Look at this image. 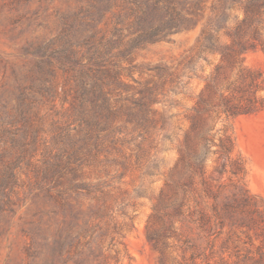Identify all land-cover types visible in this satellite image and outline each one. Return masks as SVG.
Returning <instances> with one entry per match:
<instances>
[{
	"label": "rangeland",
	"instance_id": "374dc122",
	"mask_svg": "<svg viewBox=\"0 0 264 264\" xmlns=\"http://www.w3.org/2000/svg\"><path fill=\"white\" fill-rule=\"evenodd\" d=\"M140 2L0 0V264H44L51 251L44 246L39 257H35L39 248L32 243L30 235L39 210L28 191L31 176L28 170L31 163L42 162L43 141L50 138L49 121L40 122V118L61 111L62 106L66 108L68 102L82 91L85 93L84 89L87 90L92 82H106L110 90L111 115L117 127L134 113L130 110L131 102L138 98L145 81H157L155 66L158 62L165 60L176 66L185 49L194 44L198 26L173 35V42L147 44L128 55L126 42L133 31L131 24L139 14ZM208 59L210 63L202 58L197 62L195 71L190 74L192 78L184 76L182 84L185 86L180 84L176 93L168 95L165 104L157 101L152 105L171 116L168 132L177 134L173 142L160 138L161 170L175 166L174 177L181 181L187 180L190 173L186 163L179 160L181 152L178 149L184 131L189 129L186 116L193 113L191 108L205 87L203 78L219 62V56L208 54ZM242 62L260 73L257 95L264 98V51L248 52ZM228 74L233 78L234 71L228 70ZM64 88L68 89L67 93ZM207 93L208 90H204L203 95ZM50 100L53 109H50ZM199 115L200 127L191 132L198 152L193 167L205 164L209 173L215 146L205 145L202 134L211 136L225 125L232 131L236 152L245 160V180L250 194L264 201V107L229 120L224 116L217 118L209 111ZM117 147L119 149L120 144ZM123 148L124 152H129L127 145ZM212 178L214 189L221 183L222 194L232 190L226 175L219 178L213 172ZM122 180V189L129 192L144 182V191L134 196L133 206L117 207L113 197L103 199L90 195L72 202L76 205L75 218L71 221L68 216L67 221L72 222L67 224L71 236L62 244L60 259L65 260V264L182 262L181 243L168 228L170 222L167 219L165 222L158 213L159 191L162 187L167 189L162 178L144 176L140 179L135 172L129 171ZM195 183L200 188L199 177L195 176ZM182 196V190L178 189L177 199ZM101 204L110 208L97 211ZM44 205L43 211L54 208L52 202ZM47 217L44 214L43 220ZM97 222L101 228L94 229L91 242H78L82 226ZM50 223L54 229V222ZM227 233L228 229L224 228L216 241L212 264H235L231 247H223Z\"/></svg>",
	"mask_w": 264,
	"mask_h": 264
},
{
	"label": "trees",
	"instance_id": "16d2710c",
	"mask_svg": "<svg viewBox=\"0 0 264 264\" xmlns=\"http://www.w3.org/2000/svg\"><path fill=\"white\" fill-rule=\"evenodd\" d=\"M131 25L133 31L126 42L128 55L147 44L173 42V35L197 26L199 30L194 44L185 49L176 66L165 60L158 62L155 66L157 81H145L138 98L131 102L130 110L134 113L119 126H114L106 82H92L84 89L86 92L74 96L66 108L62 106L61 111L40 118V122L49 121L50 138L43 141L42 162L31 163L28 170L31 173L28 191L39 210L30 234L32 243L39 248L35 257H39L42 247L48 246L51 251L44 264H65L66 261L60 259L61 247L71 236L67 224L74 221L76 205L72 202L77 198L83 195L113 197L117 207L133 206L134 196L144 191L145 186L144 182L139 183L132 192L122 189V179L130 171L140 179L161 177L167 187L159 191L158 213L161 219L170 222L168 228L181 243L184 258L179 264H212L211 256L224 228L228 233L223 247H231L235 264H264V201L250 194L247 188L246 163L236 152L232 131L224 125L211 136L202 134L209 145L215 146L209 173L205 164L193 167L198 152L191 134L200 127L198 116L202 111L229 120L264 107V98L257 95L260 73L242 62L246 53L264 51V0H141L139 14ZM208 54L218 55L219 62L203 78L205 87L191 108L193 113L186 116L189 129L184 131L178 149L179 160L186 163L190 173L187 180L181 181L174 177L175 166L161 170L160 138L173 142L177 134L168 132L171 116L152 105L157 101L165 104L168 95L177 92L184 76L192 78L190 74L201 58L210 63ZM228 70L234 71L233 78ZM66 85L65 82L64 87ZM204 90H208L207 95H203ZM67 92L64 88V93ZM49 103L53 109L52 100ZM124 145L129 152L123 151ZM213 172L219 178L226 175L231 181L229 193L220 192L221 183L214 189L210 181ZM195 176L199 177L200 188ZM178 189L183 192L180 200L177 199ZM49 202L54 208L43 211L42 207ZM108 208L101 204L97 211ZM44 214L48 216L46 220H43ZM68 216L71 221H67ZM84 225L77 240L90 243L94 229L101 226L98 222Z\"/></svg>",
	"mask_w": 264,
	"mask_h": 264
},
{
	"label": "water",
	"instance_id": "95a60500",
	"mask_svg": "<svg viewBox=\"0 0 264 264\" xmlns=\"http://www.w3.org/2000/svg\"><path fill=\"white\" fill-rule=\"evenodd\" d=\"M207 141H208V140H205V143H204L205 145H208V142H207ZM204 158H205V157H204Z\"/></svg>",
	"mask_w": 264,
	"mask_h": 264
}]
</instances>
